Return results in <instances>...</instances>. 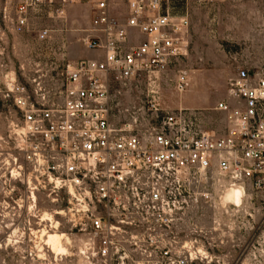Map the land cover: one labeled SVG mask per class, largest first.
<instances>
[{
  "label": "built area",
  "instance_id": "1",
  "mask_svg": "<svg viewBox=\"0 0 264 264\" xmlns=\"http://www.w3.org/2000/svg\"><path fill=\"white\" fill-rule=\"evenodd\" d=\"M76 4L88 6L77 40L93 55L68 63L58 89L38 76L28 85L14 71L1 76L0 97L12 110L0 152V223L25 207L33 225L44 212L58 216L80 264H201L210 243L187 213L208 202L214 178L220 187L227 177L264 192V74L236 69L213 106L224 113L221 132L205 128L193 109L160 105L153 89L139 110L160 117L115 126L114 96L131 79L143 75L149 85L175 64L187 20L170 0H0V21L6 30H32L40 16L65 18ZM174 82L183 88L184 70ZM39 193L48 210L37 207ZM56 254L55 264H71L69 254Z\"/></svg>",
  "mask_w": 264,
  "mask_h": 264
},
{
  "label": "rangeland",
  "instance_id": "2",
  "mask_svg": "<svg viewBox=\"0 0 264 264\" xmlns=\"http://www.w3.org/2000/svg\"><path fill=\"white\" fill-rule=\"evenodd\" d=\"M170 5L173 13L182 14L187 20L185 52L149 85L143 75L131 79L123 87L124 93L114 96L113 103L117 104L110 110L112 121L115 126L126 125L137 116L135 122L139 120L145 125L160 117L161 110L156 114L139 110L147 89H153L160 105L193 109L205 128L221 132L224 113L213 106L225 98L236 69L245 67L250 75L264 74V0H170ZM88 16V6L76 4L65 18L40 16L36 29L32 30H6L0 21V87L1 76L14 71L24 83L27 78L38 76L46 85L58 89L68 63L93 55L77 40L88 26ZM45 26L54 28L52 35L37 39V29ZM177 70H184L187 77L181 90L175 89ZM8 106L9 102L0 97V152L11 134L8 109L12 107ZM219 181L214 178V183L207 187L208 202L187 213L191 217L188 222L206 230L207 237L202 240L210 243L206 260L201 264H264V192H255L241 183L231 186L227 177L226 187H220ZM240 186L243 193L239 203L225 199L229 189ZM37 207L48 210L52 206L39 193ZM33 214L32 208L25 207L18 219L0 223V264H55L59 258L45 244V233L65 234L66 225L54 228L48 221L37 218L33 225ZM45 214L50 213L44 212L42 218ZM53 218L59 220L58 216ZM34 229L45 232L34 237ZM64 246L70 263L80 264L71 238Z\"/></svg>",
  "mask_w": 264,
  "mask_h": 264
},
{
  "label": "bare ground",
  "instance_id": "3",
  "mask_svg": "<svg viewBox=\"0 0 264 264\" xmlns=\"http://www.w3.org/2000/svg\"><path fill=\"white\" fill-rule=\"evenodd\" d=\"M231 186H237V185H231ZM242 188L241 187H232L228 190V192L225 194V199L230 200L234 202L235 204L239 203L240 197H241ZM243 193V192H242ZM243 195V194H242ZM42 220L50 221L51 226L56 228V221L54 220L53 216L50 214H45L42 218ZM45 231L43 230V233ZM46 239L45 244H47L52 250H54L56 253H62L66 252L67 248L64 246V242H69V237L66 236L63 233H45Z\"/></svg>",
  "mask_w": 264,
  "mask_h": 264
}]
</instances>
